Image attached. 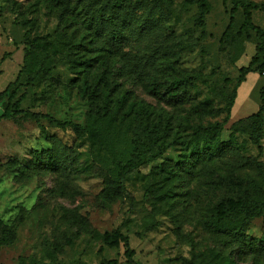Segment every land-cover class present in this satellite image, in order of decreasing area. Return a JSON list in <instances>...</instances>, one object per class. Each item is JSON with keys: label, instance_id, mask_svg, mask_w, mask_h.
Instances as JSON below:
<instances>
[{"label": "rangeland", "instance_id": "obj_1", "mask_svg": "<svg viewBox=\"0 0 264 264\" xmlns=\"http://www.w3.org/2000/svg\"><path fill=\"white\" fill-rule=\"evenodd\" d=\"M57 1L0 0V91L23 67L27 42L49 35L50 43L31 51L29 68L17 85L18 93L26 96L22 108L80 126L89 102L80 94L66 59V50L77 44L88 42L94 52L87 54L110 56L112 74L135 96L172 115L184 139L191 135L185 131L189 124L223 120L238 69L255 52V39L237 37L238 27L232 43H220L230 0L226 5L209 0L212 9L205 28L197 23V7L185 0H132L140 9L131 16L146 17L149 27L142 37L135 29H126L129 38L119 43L109 37L114 25L105 17L111 11H102L108 30L103 37L97 35L101 22H93L97 33L88 28L89 17H98L96 9L107 0H65L66 9ZM242 17L237 15L239 22ZM253 22L264 28V10L253 11ZM42 63L52 71L33 79ZM172 64L194 73L190 95H148L138 74L154 72L160 78V70ZM263 86L264 74L250 72L238 87L221 133L230 148L221 156L203 160L189 174L180 166L182 149L172 147L131 173L121 195H115L107 169L95 156L101 148L91 146L73 126L64 130L45 119L0 120V219L12 224L25 217L17 236L0 246V264H187L193 254L204 251L229 256L225 264H264V212L244 221L241 233L224 232L212 223L217 204L234 198L248 179L264 187V169L260 173L250 163L256 158L264 164V131L260 151L249 134H233L231 129L232 123L258 111ZM205 98L210 102L204 104ZM6 101L7 97L0 99V112ZM52 154L57 157L55 165L46 157ZM108 186L112 191L107 192ZM116 230L122 238L117 245L106 244L104 234ZM127 248L133 252L131 258ZM52 250L55 262L49 258Z\"/></svg>", "mask_w": 264, "mask_h": 264}, {"label": "trees", "instance_id": "obj_2", "mask_svg": "<svg viewBox=\"0 0 264 264\" xmlns=\"http://www.w3.org/2000/svg\"><path fill=\"white\" fill-rule=\"evenodd\" d=\"M162 1L166 0H160V2ZM57 2L66 9L65 0ZM222 2L226 5L227 0H222ZM230 2L229 21L222 33L220 43H232L233 30L238 27L237 37L242 38L245 35L248 39L251 37L255 39V52L249 63L238 69L236 82L226 97V116L223 120L185 126L186 133L191 134L188 139H184L182 131L175 126L172 115H164L156 109V105L150 100L135 96L133 90L125 86L121 78L112 74L113 67H111L110 56H103L100 53L87 54V52H94L88 42L77 44L66 50V59L70 63L71 70L77 76L78 90L82 97L89 102L84 125L73 124L71 121L55 118L48 113L23 109L22 102L26 96L18 93L17 85L23 72L29 68L31 51L50 43L49 35H36L27 42L24 49L23 67L16 79L9 82L6 88L0 91V99L7 97L4 108L0 112V120L30 118L41 121L45 119L51 125L64 130L73 126L80 135L82 133L86 136L91 146L95 145L101 148L95 156L107 169L110 183L115 188L113 191L115 195H121L126 190L125 181L131 173L137 171L141 166L158 160L166 151L175 146L180 147L183 151L182 160L179 161L181 162L180 166L187 167L189 174H193L203 160H215L230 148L229 142L221 138V133L229 121V114L237 97L238 87L246 80L248 73L264 74V28L253 22V11L264 10V4L260 5L253 0H230ZM89 3L91 2L89 1ZM185 3L197 7V23L205 28V17L212 9L211 2L209 0H185ZM137 9H140V4L134 3L132 0H107L105 4L104 2L101 4L99 9H96L98 17H89L88 28L93 33H97L93 22H101L102 26L97 35L103 37L108 30L102 20L104 18L102 11H111L112 14L106 16L105 21L114 25L109 32L112 42L119 43V40L129 38L128 29H135L134 31L139 32V37H142L149 26L144 24L146 17L143 19L132 17ZM239 13L243 15L240 22L237 19ZM203 33L205 34L204 31ZM104 50L112 51L111 48ZM52 69L53 67L42 63L36 70L33 79H42L43 75L51 72ZM159 73L161 74L160 78H157L158 74L154 72L138 74L142 82L139 81L143 87L148 89L146 92L148 95L154 97L164 94L168 97L182 98L188 97L191 89L194 88L196 82L194 73L182 70L176 64L162 68ZM259 98L258 111L238 119L232 123L231 129L233 134H249L252 143L258 145L261 151L260 139L264 131V86L260 89ZM202 102L207 104L210 99L205 98ZM46 157L51 159L54 165L57 162V157L53 154ZM250 163L262 173L264 164L261 161L252 158ZM109 190L112 191V188L108 186L107 192ZM145 195L149 196V191L146 190ZM263 212L264 187L255 179H248V183L237 191L234 198H227L225 202L217 204L215 220L212 219V223L214 226L224 228V232L236 230L241 233L244 221L260 216ZM24 221L23 215L12 224H5L0 219V246L9 243L8 240L17 236L18 228ZM121 238V233L118 230L114 233L106 232L104 234V240L108 245H117ZM126 251L128 257L131 258L132 250L127 248ZM228 257L204 251L199 255L193 254L187 264H225ZM49 258L52 262L56 261L55 250L49 252Z\"/></svg>", "mask_w": 264, "mask_h": 264}]
</instances>
